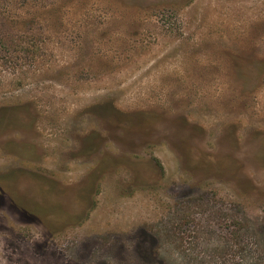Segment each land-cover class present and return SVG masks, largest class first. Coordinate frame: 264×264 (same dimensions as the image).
Returning a JSON list of instances; mask_svg holds the SVG:
<instances>
[{
  "label": "rangeland",
  "instance_id": "374dc122",
  "mask_svg": "<svg viewBox=\"0 0 264 264\" xmlns=\"http://www.w3.org/2000/svg\"><path fill=\"white\" fill-rule=\"evenodd\" d=\"M18 3L41 17L3 28L0 264H264V0ZM199 199L222 226L187 253L167 216Z\"/></svg>",
  "mask_w": 264,
  "mask_h": 264
},
{
  "label": "flooded vegetation",
  "instance_id": "af4514ba",
  "mask_svg": "<svg viewBox=\"0 0 264 264\" xmlns=\"http://www.w3.org/2000/svg\"><path fill=\"white\" fill-rule=\"evenodd\" d=\"M197 188H201V185L204 183L198 182ZM211 198H207L209 200ZM202 199H199L197 204H193L190 200L185 201L181 206V209L176 207L175 203H172L169 214L167 216V222L169 231L171 232L172 239L176 238L181 243V248H185V251L188 252H199V248L203 240L205 239V235L209 231H218L221 230V216L219 215L216 219V216L213 214L210 215L209 210L206 209L205 203H200ZM205 202V199L203 200ZM215 200H211V206ZM220 202V201H219ZM218 202V208H220V203ZM216 208V204H215ZM208 211V212H207ZM160 220V219H159ZM231 219L230 225H226L225 229H230L231 234L235 231V224ZM145 226V225H144ZM228 226V228H227ZM173 242V241H172ZM123 250V249H122ZM146 250L145 253H149L148 257H144L139 253H143L142 251H136L141 259H151L158 258V253L155 250V247L152 249ZM161 260L156 263H152V261H147L144 264H163Z\"/></svg>",
  "mask_w": 264,
  "mask_h": 264
},
{
  "label": "trees",
  "instance_id": "16d2710c",
  "mask_svg": "<svg viewBox=\"0 0 264 264\" xmlns=\"http://www.w3.org/2000/svg\"><path fill=\"white\" fill-rule=\"evenodd\" d=\"M18 5V0H6L4 2L0 0V53H3L4 55H10L11 46L21 44V42L17 40L20 38L8 35V32L3 28L5 27V29L8 28L10 30L17 29L20 31L21 28H25V25H33L34 20L40 16V14L35 13V16L33 17L34 14L32 15L22 9H18ZM21 37L24 39L23 36ZM2 120L3 119L1 118L0 122Z\"/></svg>",
  "mask_w": 264,
  "mask_h": 264
},
{
  "label": "clouds",
  "instance_id": "9594fccd",
  "mask_svg": "<svg viewBox=\"0 0 264 264\" xmlns=\"http://www.w3.org/2000/svg\"><path fill=\"white\" fill-rule=\"evenodd\" d=\"M97 259H104L107 261V264H116L115 259L110 254L99 255ZM96 260H93L92 264H95ZM129 260L130 264H135V257L131 254V249H129ZM165 260L166 264H184L181 252L172 245L167 247Z\"/></svg>",
  "mask_w": 264,
  "mask_h": 264
}]
</instances>
